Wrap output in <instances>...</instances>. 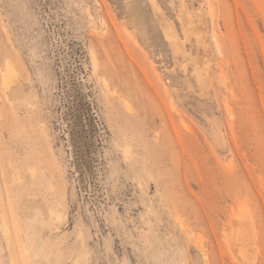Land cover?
Wrapping results in <instances>:
<instances>
[{
    "label": "rangeland",
    "instance_id": "374dc122",
    "mask_svg": "<svg viewBox=\"0 0 264 264\" xmlns=\"http://www.w3.org/2000/svg\"><path fill=\"white\" fill-rule=\"evenodd\" d=\"M0 264H264V0H0Z\"/></svg>",
    "mask_w": 264,
    "mask_h": 264
},
{
    "label": "bare ground",
    "instance_id": "6f19581e",
    "mask_svg": "<svg viewBox=\"0 0 264 264\" xmlns=\"http://www.w3.org/2000/svg\"><path fill=\"white\" fill-rule=\"evenodd\" d=\"M214 41H216V39L214 38L213 39ZM94 61H95V59H94ZM94 64H97L96 62H94ZM96 66V65H95ZM97 67V66H96ZM13 71V70H12ZM14 72V71H13ZM13 72H12V74H13ZM7 81V79L4 77V82H6Z\"/></svg>",
    "mask_w": 264,
    "mask_h": 264
}]
</instances>
